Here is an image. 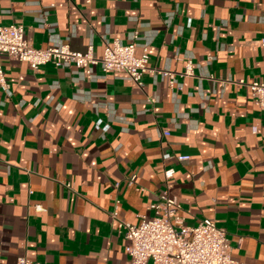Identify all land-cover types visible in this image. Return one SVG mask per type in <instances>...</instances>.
I'll list each match as a JSON object with an SVG mask.
<instances>
[{"label": "crops", "instance_id": "obj_1", "mask_svg": "<svg viewBox=\"0 0 264 264\" xmlns=\"http://www.w3.org/2000/svg\"><path fill=\"white\" fill-rule=\"evenodd\" d=\"M263 13L264 0H0V26L23 24L37 47L101 58L119 39L177 73L138 84L1 55L0 264H129L119 222L154 217L165 191L184 225L210 218L238 264H264V110L249 86L264 81Z\"/></svg>", "mask_w": 264, "mask_h": 264}, {"label": "built area", "instance_id": "obj_2", "mask_svg": "<svg viewBox=\"0 0 264 264\" xmlns=\"http://www.w3.org/2000/svg\"><path fill=\"white\" fill-rule=\"evenodd\" d=\"M264 17V13H263ZM260 43L264 46V36ZM136 43H124L115 39L107 43L101 58L93 54V48L87 52L73 50L68 44H53L47 47L35 46L26 35L23 24L12 23L0 26V87L8 88L5 77L2 54L10 58L27 62L38 70L41 66L52 63L57 67L75 65L91 73V66L100 64L105 72H121L138 84H142L144 75L151 71L162 74L173 86L177 73L170 69H157L149 65L150 49L144 48L141 55L136 53ZM193 61L186 60V69L181 75L193 74ZM245 83L244 80L241 81ZM252 95L264 110V81L253 80L249 83ZM165 135L169 134L164 130ZM188 155L179 156L180 160ZM167 171V176L172 175ZM135 180L132 176L130 183ZM156 215L152 218L143 216L140 223L120 221L119 226L129 240L127 247L130 255L129 264H238L231 256V243L227 231L210 219H203L198 225L187 226L177 215L181 205L168 191L160 195L153 204ZM116 215V212L114 213ZM13 264H46L26 256H19Z\"/></svg>", "mask_w": 264, "mask_h": 264}]
</instances>
